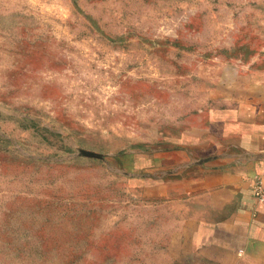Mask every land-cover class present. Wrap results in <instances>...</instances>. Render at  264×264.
Segmentation results:
<instances>
[{"label":"rangeland","instance_id":"1","mask_svg":"<svg viewBox=\"0 0 264 264\" xmlns=\"http://www.w3.org/2000/svg\"><path fill=\"white\" fill-rule=\"evenodd\" d=\"M251 104L264 0H0V264H257L142 179Z\"/></svg>","mask_w":264,"mask_h":264},{"label":"crops","instance_id":"2","mask_svg":"<svg viewBox=\"0 0 264 264\" xmlns=\"http://www.w3.org/2000/svg\"><path fill=\"white\" fill-rule=\"evenodd\" d=\"M253 105L218 110L181 133L156 152L153 182L141 178L146 194L200 204L196 221L214 244L264 264V202L255 192L264 186V109Z\"/></svg>","mask_w":264,"mask_h":264},{"label":"built area","instance_id":"3","mask_svg":"<svg viewBox=\"0 0 264 264\" xmlns=\"http://www.w3.org/2000/svg\"><path fill=\"white\" fill-rule=\"evenodd\" d=\"M255 192L257 195V199L259 201L264 202V186L262 183L258 182L256 187H255Z\"/></svg>","mask_w":264,"mask_h":264}]
</instances>
